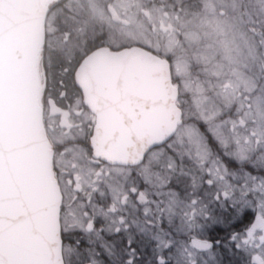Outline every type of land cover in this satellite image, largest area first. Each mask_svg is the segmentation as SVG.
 I'll return each mask as SVG.
<instances>
[{"label": "snow or ice", "instance_id": "1", "mask_svg": "<svg viewBox=\"0 0 264 264\" xmlns=\"http://www.w3.org/2000/svg\"><path fill=\"white\" fill-rule=\"evenodd\" d=\"M0 264H264V0H0Z\"/></svg>", "mask_w": 264, "mask_h": 264}]
</instances>
